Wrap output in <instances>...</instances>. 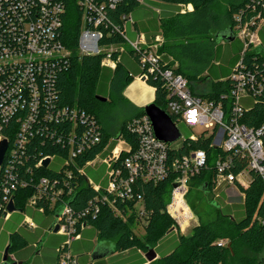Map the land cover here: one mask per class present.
I'll use <instances>...</instances> for the list:
<instances>
[{"label": "built area", "instance_id": "obj_1", "mask_svg": "<svg viewBox=\"0 0 264 264\" xmlns=\"http://www.w3.org/2000/svg\"><path fill=\"white\" fill-rule=\"evenodd\" d=\"M121 1L73 0L81 13L76 47L79 57L101 55L100 66L114 70L121 53L125 49L132 51L139 68L133 80L146 82L153 76L164 81L167 90L164 111L175 126L203 127L206 134L214 135L212 146L227 152L226 156L218 155L215 160L213 189L232 184L246 187L249 180H244L243 176L250 171L257 173L264 184V124L254 128L240 121L243 103L264 93V60L261 69L247 67L242 58L235 63L230 76L233 86L224 95L226 105L221 100L201 97L190 90L186 78L174 71L176 65L167 67L164 54L158 51V44L162 42L160 35L148 39L144 33L135 31L134 39L127 38L126 25L133 27L135 23L131 14L124 18L123 29L117 23L109 25L108 12ZM138 1L145 4L152 0ZM255 5L260 10L250 19L242 21L241 16L236 17L234 34L242 42L241 55L258 50L264 56L258 33L264 25V0H256ZM180 7L181 13L192 9L191 5ZM64 12L65 0H0V141L7 142L0 165V219L10 216L7 207L10 200L14 203L16 191L31 189L24 209L45 214L47 207L52 212V222L46 231L51 233L58 227L55 233L64 237L55 248L57 261L48 264H78L71 244L90 226L88 219L95 218L102 205L119 214L118 203L141 202L140 193L134 189L136 181L157 183L173 176L165 209L177 227H187L193 217L185 200L188 185L207 159L202 150L170 158L169 151L176 142L158 141L148 117L143 115L129 125L137 134L136 148L117 139L103 157V151L113 140L110 139L93 160L77 165V158L88 147L100 143L101 138L98 123L87 110L62 104L58 97L56 83L69 68L73 55L62 41ZM116 34L123 36L122 44L100 43L103 35ZM190 138L195 135L191 134ZM230 152L245 156L244 171L232 173L235 163ZM122 153L125 156L120 160ZM97 162L105 166L106 183L103 185L91 182L84 173L86 167ZM40 169L51 173L42 175ZM79 177H84L82 184L91 187L95 195L81 207L74 208L69 199L80 186ZM21 225L27 230L37 228L27 216ZM171 231H176V227ZM225 243L221 240L218 245ZM8 261L17 262L14 253L8 254Z\"/></svg>", "mask_w": 264, "mask_h": 264}, {"label": "trees", "instance_id": "obj_2", "mask_svg": "<svg viewBox=\"0 0 264 264\" xmlns=\"http://www.w3.org/2000/svg\"><path fill=\"white\" fill-rule=\"evenodd\" d=\"M218 1L153 0L152 4L161 3L163 6L170 7L171 11L161 14L158 20L161 22L158 25L154 24L151 27L153 31L149 34L152 37L155 35L162 37L158 51L164 54L163 58L167 67L172 68L176 64L174 71L187 79L190 90H194V84L210 79V91L198 95L210 100H221L226 105L228 102L224 95L228 94L230 87L233 86L230 76L235 63L242 58L247 67L261 69L264 56L258 50L246 51L241 55L242 45L235 40L230 47L234 48L236 57L232 58L230 68L226 66L229 46L222 37H226V33L230 35L233 31L235 32L238 15L241 16L242 21H246L254 16L260 7L255 5L256 0H233L227 8L217 9ZM180 5H191L192 9L181 13ZM139 7L138 0H122L109 10V25L111 22L117 23L123 29L124 18L133 14ZM135 26L138 27L137 24ZM80 27L81 13L78 7L73 0H65L61 36L65 46L73 51V55L70 58L69 68L61 73L56 83L58 97L62 104L75 105L87 110L97 121L101 138L100 143L88 147L86 152L77 158V165L83 166L86 161L93 160L110 139L113 140L110 141L108 149L103 151V157L114 147L117 139L129 143L133 149L136 148L137 134L130 130L129 125L132 121L140 119L144 113L142 106L133 104L123 95L124 89L139 73L136 55L129 49H125L114 70L100 66L101 55L79 57L76 47ZM157 30L159 33H156ZM126 36L129 39L135 38L133 34L127 33ZM261 37L264 46L263 32ZM217 39L221 44L216 45ZM123 42V36L116 34L103 35L100 43L122 44ZM224 45L225 55L219 61ZM214 61H219V64L215 65ZM146 83L154 90L153 103L162 110H166L164 103L167 90L164 81L160 77L152 76ZM97 96L104 97L106 100H98ZM240 121L254 128L264 124V93L257 95L254 99H247L243 103ZM190 136L173 144L168 155L170 158L181 157L190 151H204L207 158L206 164L189 184L199 185V190L212 191L215 177L214 161L218 155L226 156L227 152L213 147L214 135H208L206 131L195 135L193 139ZM230 155L235 163L231 169L232 173L238 174L244 171L247 167L245 156L234 152H230ZM124 156L125 154L122 153L120 160ZM39 172L45 176L51 173L50 170L45 169H40ZM249 173L251 178L246 187L236 184L243 194L241 205H232L231 208H227L223 207L222 200L221 203L214 201L213 218L201 220L198 217V222L193 226L190 234L177 236V240L167 246L158 258L147 264H230L229 255L233 252L234 242L241 243L254 253L261 252L264 249V184L257 173L253 171ZM172 177L169 176L157 183L136 181L134 189L142 197L143 214L147 216L142 235H138L135 231V200L127 202L126 205L118 203L119 214L109 206L102 205L97 216L88 219V224L94 228L98 241L102 243L103 251L110 254L116 253V255L128 251L127 260H130V264L142 263L133 253L139 251L145 254L152 248V244L158 243L161 237H164L175 225L165 209ZM83 180H85L84 177L78 178L80 186L69 199L70 205L74 208L81 207L87 199L95 195L91 187L82 184ZM31 194L32 190L28 188L19 189L14 193L13 204L18 211L24 210L25 202ZM51 214L52 212L45 207L44 215H47L49 220ZM46 224L42 229H48L50 222L47 221ZM41 232L30 240L25 232L12 231L9 234L8 254L20 251L29 243H36V238ZM61 239L57 236H49L50 241H47L48 244H52V240ZM221 240L226 241L225 245H218ZM33 248L30 246L29 250L32 251Z\"/></svg>", "mask_w": 264, "mask_h": 264}, {"label": "crops", "instance_id": "obj_3", "mask_svg": "<svg viewBox=\"0 0 264 264\" xmlns=\"http://www.w3.org/2000/svg\"><path fill=\"white\" fill-rule=\"evenodd\" d=\"M156 9L159 10V12L155 11ZM169 11H171L170 7L163 6V4L161 3L140 4V7L137 10H135L133 14H131L135 22L133 26L135 31H136L135 25L137 24L138 25L137 31L139 32L140 30L141 31L140 33H144L146 37L149 39L150 34H151L150 32L153 31L151 27L154 24L158 23V20L161 14L164 15L166 14V12H169ZM126 26L129 27L130 30H133L132 25L127 24ZM261 32L264 33V25L258 29V33H259V36L262 42L263 40L261 37ZM232 33L234 34V31ZM134 35L135 34H133V36ZM235 40L242 45L241 40L238 37H236V35L234 36V39L232 41L226 42V44H228L229 46L228 47L229 56L225 64L226 66L228 65L229 68L231 67L230 62L232 58L234 59V57H236L235 56L236 54L233 52L234 48L232 46L230 47V44L234 42ZM222 44H225V42H222ZM260 49L264 50L263 44ZM225 51L226 50H225V45H224L220 53V58L218 59L219 61L221 57L225 55L224 54ZM219 61H214V64L218 65ZM129 62L131 61L129 60ZM144 84H145V87H147L149 91L151 92L152 100H153L154 98L153 88L148 86L146 82H144ZM194 92L197 93L195 90ZM152 100H149L146 103H149ZM135 105L143 106V104H135ZM25 216L30 217L36 223L37 228L33 230L25 229L21 225V222ZM47 221L51 223L52 217L49 220L47 215L38 213L32 209H24L23 211L15 210L14 212L10 213V216L6 220L0 219V264L2 263L3 251L9 244V234L12 231H18V230L25 232L26 235H28V237L30 238V240H32V238L35 237V235H37L41 231L42 232L40 236L36 238L37 240L36 243H33V242L29 243L28 245H26V247L14 253L16 261H17L16 263L18 264H48V263L56 262L57 253L55 251V248L59 245L60 242H62L64 237L61 236L60 234H56L54 232L49 233L46 230L42 229ZM49 236L50 237L57 236L62 239L56 240V241L52 240V244H48V241H50L48 240ZM176 240H177V236L172 235V234L170 235L167 233L154 247V251L156 252V257H158V255L160 256L164 252V250L167 249L166 247L172 244L173 242H175ZM101 245L102 243H100L97 239L96 231L90 225L81 231V237L79 239L72 242L71 251L74 255L77 256L78 264H130V260H127L129 257L128 251L123 254H118V255H116V253L110 254L106 251H103V248L101 247ZM163 245H166V246H163ZM30 246L34 247L32 251L29 250ZM135 254L138 256V260H141L142 262L141 264L148 263L143 253H140L139 251H135L133 255ZM111 256H114V257H111ZM144 261H146V263H144Z\"/></svg>", "mask_w": 264, "mask_h": 264}, {"label": "rangeland", "instance_id": "obj_4", "mask_svg": "<svg viewBox=\"0 0 264 264\" xmlns=\"http://www.w3.org/2000/svg\"><path fill=\"white\" fill-rule=\"evenodd\" d=\"M153 1V0H152ZM233 0H219L216 3L217 9H225L227 8L228 4L231 3ZM147 3H152L151 1H146ZM158 23L156 25L159 24ZM133 28V27H132ZM137 31V28H136ZM139 32H141L139 30ZM128 34H135V30H130V28H127ZM156 33H159L157 30ZM136 35V34H135ZM161 38V37H160ZM162 42H160L161 45ZM221 44L220 40H216V45ZM123 46L126 48V45L123 44ZM147 84V83H146ZM210 79H205L200 81L199 83H196L193 85L194 90L197 92V94L207 93L210 91ZM193 90V92H194ZM123 95L131 102L135 104H143L146 105V103L149 100H152V94L149 91V89L141 84H139L137 81L132 80L130 84L124 89ZM152 102V101H150ZM178 128L180 130L182 137H189L191 134L194 135H200L206 130L203 127H194V128H188L184 124L178 125ZM120 146L123 147V144L120 143ZM213 160V159H212ZM214 161V160H213ZM215 162V161H214ZM104 172L105 167L99 162H97L94 166L86 167L84 169V173L91 182L93 183H100L101 185L105 184L106 181L104 179ZM244 180L250 179L249 172H245L243 176ZM220 199V200H219ZM169 200V194L166 196V201ZM189 209L192 213V219L189 223V225L185 228L177 227L176 225H173L176 227V231L168 232V234H172L175 236L179 235H188L190 234L193 226L198 222V217L201 218V220L213 218L212 209L214 201H218L221 203V200L223 201V207H230L232 205H241L243 202V194L239 187L235 184H232L230 186H221L212 189V191H209L208 189L199 190V185H188V191L185 198ZM135 218H134V224H135V231L138 235L143 234V226L147 222V216L143 214V208L142 203L137 202L135 204ZM163 237H161L162 239ZM160 239V240H161ZM159 240V241H160ZM158 241V242H159ZM157 245L152 244V249ZM145 255V254H144ZM159 257V255H158ZM157 257V258H158ZM229 263L230 264H264V249L259 253H254L245 246H243L239 242H234L233 244V252L229 255Z\"/></svg>", "mask_w": 264, "mask_h": 264}, {"label": "water", "instance_id": "obj_5", "mask_svg": "<svg viewBox=\"0 0 264 264\" xmlns=\"http://www.w3.org/2000/svg\"><path fill=\"white\" fill-rule=\"evenodd\" d=\"M222 37L225 42H230L234 39V34L228 35ZM144 81V80H143ZM98 100H106V98L97 96L96 97ZM143 108V113L146 115L149 119L150 126L152 128L153 134L155 138L160 141L164 142L167 144H173L177 142L178 140L181 139V133L179 129L175 126L174 122L172 121L171 117L160 107H158L156 104L152 102H149L148 104L142 106ZM7 148V142L6 140H1L0 141V165L3 162L4 154ZM44 166L47 164V160L44 161ZM17 210L13 204V202L10 200L7 211L9 213L14 212ZM58 227H55L53 232L55 233L57 231ZM9 247L7 246L4 251H3V258H2V263L1 264H18L16 262H9L8 261V249ZM156 252L154 249L150 248L146 251L145 253V259L148 262L153 261L156 259Z\"/></svg>", "mask_w": 264, "mask_h": 264}, {"label": "bare ground", "instance_id": "obj_6", "mask_svg": "<svg viewBox=\"0 0 264 264\" xmlns=\"http://www.w3.org/2000/svg\"><path fill=\"white\" fill-rule=\"evenodd\" d=\"M139 84H141V85H144L145 86V84H144V82H140V81H137Z\"/></svg>", "mask_w": 264, "mask_h": 264}]
</instances>
